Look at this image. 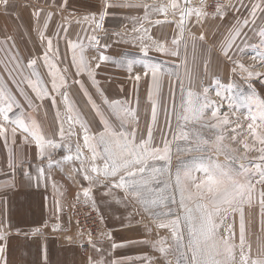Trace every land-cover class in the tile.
Returning <instances> with one entry per match:
<instances>
[{
	"label": "rangeland",
	"instance_id": "rangeland-1",
	"mask_svg": "<svg viewBox=\"0 0 264 264\" xmlns=\"http://www.w3.org/2000/svg\"><path fill=\"white\" fill-rule=\"evenodd\" d=\"M108 2L114 6L105 8L106 0H66V3L65 0H8L7 5L0 3V27L7 28L6 32H10L8 36H15L18 43L25 42L26 39L39 40L42 45L47 46L49 52L51 49L48 41L63 37L66 42L89 44L88 46L97 48L100 53L93 54V58L109 57L104 60L107 64L97 69V77H87L86 81L92 89H87L88 93H82L76 79L69 78L67 100L65 94L55 96L54 103L53 97L37 98V103H44L51 109L56 124L55 137L45 132L46 136L56 139V152L65 153L80 163V166L84 165L91 171L95 163L99 171L94 175L100 181L114 185L119 182L118 177L123 173H118L117 177L104 174L103 145L97 142L99 135L105 132V121L112 131H134L137 143L147 139L149 131L153 146L162 147L163 142L168 141L171 148L170 164L164 161L149 163L156 168L168 169L157 174L156 178L161 183H153L152 187H163L167 182L171 186L170 194L175 200L174 203L165 201L163 205L150 206L145 210L131 194L126 193L123 188H117L123 195L120 199L126 205L130 204L128 208L132 211L134 220L147 227L143 237L147 243L152 242L150 248H154H149L148 256L154 257L155 264H177L180 258L181 250L171 230L158 227L161 222L168 223L177 216L181 217L180 230L185 245L183 251L188 252V226L182 218L184 209L179 203L180 192L174 185L176 170L195 168L200 163L209 164V158L212 163H219L222 167L242 173L244 170L240 165L243 164L250 173H256L250 177L255 185L252 205H244V251L255 260L264 253V214L261 213L259 204V193L264 189V184L257 183L260 176L256 168V165L261 163V153L256 149L264 145L254 139V134H251L247 127L251 123L247 117L250 113L257 114L259 109L264 107V0H187V3L186 0H177L180 5L178 8H173L170 0ZM235 5L236 7L232 8ZM162 7L166 11L160 10ZM186 7L200 9L204 14L198 16L196 12H192L184 18L181 12ZM28 11L31 18L23 19ZM105 11L107 14L101 22L100 14ZM20 15H23L22 19ZM30 19L32 25H28L31 32L24 35L20 31L28 30L25 22ZM229 41L233 43L225 55L224 48ZM158 45H163L167 51H159ZM128 62L132 63L131 70L128 68ZM149 64L161 67L158 90L151 98V76H144V66ZM250 72L252 75H249ZM137 74L141 76L139 81L135 79ZM94 80L98 82V86L97 83H91H94ZM59 81L56 80V84ZM189 92L193 93L191 99L194 106L206 107L203 108L201 118L185 121L182 117L186 114ZM217 92L220 95H217ZM113 97L116 98L114 101L121 102L134 112L135 119L129 117L126 122L121 123L109 106L112 102L109 99ZM17 100L24 107H30L29 99ZM217 109V117H213L212 112ZM225 118L229 123H222ZM217 123L218 128L209 127ZM256 123L259 124L260 121L257 120ZM85 128L88 129L90 137L97 138L91 141L96 144L99 152L95 161L92 160L91 149L83 139ZM182 131L187 133V140L179 138ZM257 131L264 134V128ZM220 135H223L224 139L217 147V137ZM242 142H247L250 149L245 150ZM198 143L201 150H188ZM77 146L80 148L79 153ZM192 175L203 178L202 172L193 171ZM240 179L243 182V176ZM189 189L193 193L196 192L192 185H189ZM166 194H169L167 189ZM79 197L82 196H77L76 200ZM82 198L97 209L103 218V228L107 234L108 228L99 206ZM76 200L71 209V219L83 242L73 218ZM188 203L190 207L194 206L192 202ZM156 213L161 215L157 216ZM214 219L219 225L217 231L220 236L227 235L225 229L229 224L232 226L235 233L232 239L237 246L234 264H240L239 213L229 211L223 224H220L219 217ZM106 234L94 239L90 244L91 249L92 245L101 241ZM161 247L167 251L161 252Z\"/></svg>",
	"mask_w": 264,
	"mask_h": 264
},
{
	"label": "crops",
	"instance_id": "crops-1",
	"mask_svg": "<svg viewBox=\"0 0 264 264\" xmlns=\"http://www.w3.org/2000/svg\"><path fill=\"white\" fill-rule=\"evenodd\" d=\"M20 16L22 19L23 15ZM28 18H31L29 11L23 16V19ZM25 23L32 25V20ZM29 25L25 26L28 30L21 29L20 32H31ZM6 30L0 27V88L16 103L7 113V121L0 116V124L6 129L0 133V226H3L0 228V247L3 248L0 264H96L100 260L104 264H155L154 257L148 256L149 250L154 248H150L152 242H142L147 227L134 220L128 208L130 204L121 200L122 192L114 184L100 181L94 175L96 172L84 165L65 159L68 155L56 152V139L45 134L51 133L55 137L56 124L51 109L44 103L45 106L37 103V98L68 94L69 78L76 79L82 93H88L87 89L91 91L86 81L88 71L78 72L76 64L83 57L93 73L91 77H97V69L107 64L98 56L91 57L100 51L89 44L63 41L62 37L47 52V46L39 40L28 41L26 35V41L18 43ZM46 52L59 69L55 77V80H61L57 83L58 88H53L50 83L54 78L44 60ZM32 60H36L35 65L30 64ZM33 84L41 90V95L34 90ZM44 91L47 95H43ZM18 98L29 99L30 107H24ZM2 106L4 101L0 98ZM17 119L22 120L27 129L14 123ZM33 131H38L44 138L43 158ZM39 168L44 172L38 177ZM86 175L91 179L85 178ZM77 196L99 206L108 228L106 236L94 243L90 251L80 247L81 238L71 219ZM114 244L124 246L113 247Z\"/></svg>",
	"mask_w": 264,
	"mask_h": 264
},
{
	"label": "snow or ice",
	"instance_id": "snow-or-ice-1",
	"mask_svg": "<svg viewBox=\"0 0 264 264\" xmlns=\"http://www.w3.org/2000/svg\"><path fill=\"white\" fill-rule=\"evenodd\" d=\"M8 0H0V3L7 5ZM66 3V0H65ZM187 3V0H186ZM108 0H106L105 8L113 7ZM125 6V5H118ZM129 7H140L145 8L148 5H126ZM180 5L177 0H173L172 7L178 8ZM257 8L259 5L256 6ZM160 10L166 11L165 8ZM203 15L204 13L200 9H193L186 7L182 10L181 15L184 18L192 13ZM255 9L253 11V14ZM105 12H101L100 21L102 22ZM160 23V21H157ZM246 23V21H245ZM102 26V25H98ZM238 34V33H237ZM202 38V37H201ZM95 39V37H93ZM176 43V41H174ZM233 41L229 43L224 48V53L227 55L228 50L231 48ZM49 49H51L52 41H48ZM76 46L73 45V48ZM159 51H167L163 45H158ZM175 55L176 53H172ZM101 60H108L109 57L102 56ZM44 60L48 64L49 71L53 76V88H58L56 84L55 77L59 71L56 65L49 60L47 52L44 54ZM76 58L73 56V61ZM31 65L36 64V60L30 61ZM77 70L88 71L89 76H93L91 69L87 68V64L81 57V61L76 64ZM97 67L99 65L97 64ZM132 63L128 62V68L131 70ZM146 71L144 76H151L152 87L149 93L151 98L153 93L158 90V76L161 74L160 65L149 64L144 66ZM243 67V65H241ZM249 75H252L250 72ZM63 79V78H61ZM135 79L139 81L141 76L136 75ZM31 83V82H30ZM94 83H97L94 80ZM34 90L37 91L38 95H41V90L33 84ZM207 91V90H205ZM43 95H47L44 91ZM217 95H220L217 92ZM189 100L187 101V106L185 107L186 114L182 117L185 121L189 119H199L203 115V108L206 105L194 106L191 97L193 93H188ZM0 98L4 101V106L0 107V116H2L4 121L9 119L7 113L12 110V105L16 101L9 95L5 94L4 89L0 88ZM53 103L55 98L53 97ZM65 99L67 100V94L65 93ZM91 99V97H89ZM105 103L107 99L105 98ZM264 103V102H262ZM94 107L95 102L92 101ZM116 117L124 123L129 117L135 119V114L127 107L123 106L119 101H113L109 105ZM70 107V106H69ZM183 107V105H182ZM97 111H99L97 107ZM217 111L212 112L213 117H217ZM71 119V117L69 118ZM247 119L251 120V123L247 125L248 129L251 130V134H254V139L258 141L261 145H264V134H261L257 129L264 128V107H261L257 114H249ZM259 120L260 123L257 124L256 121ZM153 122H155V108H153ZM21 128L27 129V126L20 119L14 121ZM222 123L227 124L229 121L225 118ZM209 127H219V123L215 125H209ZM240 127V125H237ZM15 134V129L12 130ZM235 131V129H233ZM6 132L3 124H0V133ZM85 135L83 137L85 144L91 149L92 160L95 161L99 156L96 144L91 143L92 140L97 139L95 137H90L88 135V129H84ZM32 135L35 136L36 143L40 148L41 157H44L45 141L44 138L39 134L38 131H33ZM61 135H63V129L61 128ZM180 139L187 140V133L181 132ZM199 138V134H197ZM224 139L223 135L217 137V147L220 146ZM235 139V137H233ZM99 144L103 145L104 153V174L106 176L110 175L112 177H117L118 173H123L119 175V182L115 184L117 188H123L126 193L131 194L139 203H141L145 210H148L150 206L163 205L165 201L175 202L171 196V186L165 182L163 187L153 188V183L159 185V181L156 177L158 173L162 171H167L168 169H160L153 167L149 161H164L166 164H170V153L171 148L168 141L163 142L162 147L153 146L151 131L148 133L147 139H142L137 143L135 138V132H116L111 130V126L105 121V132L101 133L98 137ZM207 143V141H203ZM245 150L250 149V145L247 142H242ZM190 151H199L200 144L194 145L192 148L188 149ZM261 153L259 157L261 163L256 165L257 172L260 179L257 183L264 184V147L256 149ZM77 152H80L79 146H77ZM65 159H72V157H65ZM79 159V156H77ZM210 163L204 164L200 163L195 168H185L183 171L178 168L175 173L174 185L180 192L179 203L184 209L183 220L188 226V240L187 249L188 252L183 251L185 245L183 243L184 236L180 230L181 217L177 216L168 223L161 222L158 227L168 228L171 230L174 239L178 244V248L181 250L180 258L177 260V264H234L235 262V250L236 244L233 242V232L232 226L229 224L225 229L227 235L220 236L218 234L219 225L216 223L215 217L220 218V224H223L224 220L228 218L229 211L232 213H239V239H240V264H264V253L258 256L255 260H252L249 253L244 251L245 243V221H244V205L251 207L252 205V194L255 191V185L251 182V176L256 173H250L248 169H245L243 164L240 168L243 169V173L240 171H233L230 168L222 167L219 163H212L211 158H209ZM92 171L98 172L99 168L93 163ZM193 171L202 172L203 178H198L192 175ZM44 169H38V177L43 175ZM243 176V182L240 177ZM87 179L91 177L85 176ZM189 185L195 187L196 192L193 193L189 189ZM166 189L169 194H166ZM85 195H88V191H85ZM260 199L259 204L261 207V213L264 214V189L259 193ZM188 202L193 203V207L189 206ZM157 216L161 213H156ZM3 226H0L2 228ZM2 235V232H0ZM145 242L146 241H142ZM162 242V241H161ZM124 245H113V247H123ZM161 252H166L167 249L161 247L159 249ZM3 252V248L0 247V253ZM250 252V249H249ZM188 253H190V258H188ZM96 264H104L103 260L97 261Z\"/></svg>",
	"mask_w": 264,
	"mask_h": 264
},
{
	"label": "built area",
	"instance_id": "built-area-1",
	"mask_svg": "<svg viewBox=\"0 0 264 264\" xmlns=\"http://www.w3.org/2000/svg\"><path fill=\"white\" fill-rule=\"evenodd\" d=\"M75 204L73 218L83 237L80 247L84 251H90L92 241L100 235L106 234L102 223L103 218L100 217L97 209L93 205L87 204L82 197H79Z\"/></svg>",
	"mask_w": 264,
	"mask_h": 264
},
{
	"label": "bare ground",
	"instance_id": "bare-ground-1",
	"mask_svg": "<svg viewBox=\"0 0 264 264\" xmlns=\"http://www.w3.org/2000/svg\"><path fill=\"white\" fill-rule=\"evenodd\" d=\"M51 40H52V42H55L56 41V39H54V38H52Z\"/></svg>",
	"mask_w": 264,
	"mask_h": 264
}]
</instances>
